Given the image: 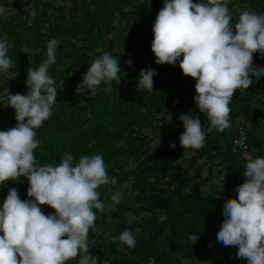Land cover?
Segmentation results:
<instances>
[{
  "label": "trees",
  "instance_id": "obj_1",
  "mask_svg": "<svg viewBox=\"0 0 264 264\" xmlns=\"http://www.w3.org/2000/svg\"><path fill=\"white\" fill-rule=\"evenodd\" d=\"M5 4L9 11L0 15V39L7 37L13 62L7 73L0 72V78L6 79L0 84L5 103L7 89L11 94L26 93L27 70L38 68L47 59L51 39L59 41L55 63L49 67L57 102L52 105V116L35 129L40 141L33 150L37 161L59 164L67 153L78 162L82 155L101 154L107 174L117 180L116 185L97 189L108 205L113 192L126 182L129 185L114 208L106 207L102 213L94 210L97 219L88 234L89 252L98 262L107 260L108 264H150L152 258L154 264H193L195 258L213 250L209 237L223 218L224 200L236 198L235 188L244 180L246 163L229 148L231 126L208 132L199 150L180 146L179 134L184 131L178 119L181 112L198 114L205 129L210 122L195 106L196 80L182 73L179 60L175 66L155 63L152 25L163 0H71L67 4L26 0L24 5L0 0V6ZM228 8L234 23L243 10L264 12V0H228ZM121 26L131 46L132 67L124 63L128 60L125 53L113 52V33ZM104 52L120 58L121 82L114 80L110 91L94 96L78 94L75 89L82 74ZM254 63L264 67V54L254 53ZM149 67L158 73L153 78L154 89H138L140 70ZM253 100L259 107L250 113L247 108ZM229 106L230 125L244 116L249 121L248 141L264 154L259 119L264 77L254 79L248 89H237ZM16 123L15 110L0 106V130ZM144 129L156 130L157 139L151 142ZM171 143H175L174 149L169 147ZM13 182L22 200L31 199L26 194V178ZM6 195L0 196V207ZM40 207L46 215L55 212L49 205ZM125 229L135 235L134 248L113 239ZM194 233L199 238L192 244L189 236ZM78 260L66 264H78Z\"/></svg>",
  "mask_w": 264,
  "mask_h": 264
},
{
  "label": "clouds",
  "instance_id": "obj_2",
  "mask_svg": "<svg viewBox=\"0 0 264 264\" xmlns=\"http://www.w3.org/2000/svg\"><path fill=\"white\" fill-rule=\"evenodd\" d=\"M8 11L0 6V15ZM152 33L155 63L175 66L179 60L182 73L196 80L195 106L210 125L205 129L198 114L181 112L178 119L184 131L179 143L184 150H199L208 132L231 126L229 105L234 92L248 89L254 79L264 77V67L254 63V53L264 54V12L243 10L233 23L228 0H163ZM58 44L57 39H51L47 59L38 68L27 70L26 93L11 94L7 89V102L3 103L15 110L17 123L0 130V187L24 177L31 199L22 200L14 187L7 191L0 207V264H66L77 257L78 264H108L107 260L98 262L89 252V230L95 226L96 211L114 208L122 199L123 188L129 187L126 182L113 192L108 205L97 189L116 185L117 180L107 174L101 154L82 155L74 162L73 156L65 153L59 164L43 165L34 156L33 150L40 145L35 129L52 116V105L57 102L49 67L55 63ZM10 47L7 37L0 39V72L13 67ZM124 63L132 67L130 58ZM120 72V58L104 52L90 63L75 91L88 96L110 91L114 80L121 82ZM157 74L154 68H142L137 88L153 91ZM101 83L106 87L102 89ZM243 177L235 188L236 198L223 204V222L216 238L224 247L237 248V259L264 264V157H247ZM45 204L55 212L44 214L40 205ZM198 238L197 233L189 236L192 244ZM113 239L128 248L136 246L135 235L127 229Z\"/></svg>",
  "mask_w": 264,
  "mask_h": 264
},
{
  "label": "rangeland",
  "instance_id": "obj_3",
  "mask_svg": "<svg viewBox=\"0 0 264 264\" xmlns=\"http://www.w3.org/2000/svg\"><path fill=\"white\" fill-rule=\"evenodd\" d=\"M25 1L26 0H14V2L18 5H24ZM70 1L71 0H54V3L55 4H61V3L67 4V3H70ZM2 6H4L7 9L9 8V5H6V4ZM14 9L15 8H13L12 10ZM30 12L31 14L34 12L33 8L30 10ZM113 37L115 41L113 52L116 55L123 52L128 57V59L130 58L132 60L133 54L131 51V46L129 44V41L127 40V37H126L125 29L122 26L117 28L113 33ZM137 62H138V59H135L134 63H137ZM22 78H25V76H22L21 79ZM5 81H6L5 78H0V84H2ZM3 103H5V99L3 98V95L0 92V106H3ZM258 107H259V102L257 100H253V103L249 105V112L252 113L253 111L257 110ZM240 119L244 122L245 126L247 127L249 124V121L245 119L244 116L240 117ZM259 119L263 123L262 127L260 128V133L264 135V106L260 107ZM144 131L148 133L151 142L157 139L156 130L149 131L148 129H144ZM13 187H14L13 181L10 180V181L4 182V186L0 187V196L7 194L8 189L13 188ZM18 194H20L19 190H18ZM214 229L216 232L219 231V229L217 228H214ZM209 242L213 250L209 251L205 255H201L195 258L193 260V264H237L240 261V259L236 258L237 248L222 246L221 243L217 240L216 235H214V237L210 236Z\"/></svg>",
  "mask_w": 264,
  "mask_h": 264
},
{
  "label": "built area",
  "instance_id": "obj_4",
  "mask_svg": "<svg viewBox=\"0 0 264 264\" xmlns=\"http://www.w3.org/2000/svg\"><path fill=\"white\" fill-rule=\"evenodd\" d=\"M228 145L234 154L240 159L241 162L247 163V157H264L257 147L251 144L247 139L246 126L244 122L238 118L230 127V132L228 136ZM222 220L219 222V226L222 224ZM150 263V262H149ZM238 264H247L246 260H241Z\"/></svg>",
  "mask_w": 264,
  "mask_h": 264
},
{
  "label": "crops",
  "instance_id": "obj_5",
  "mask_svg": "<svg viewBox=\"0 0 264 264\" xmlns=\"http://www.w3.org/2000/svg\"><path fill=\"white\" fill-rule=\"evenodd\" d=\"M247 111H249V107L247 108ZM254 112V111H253ZM219 225H217V227H215V228H217V229H219ZM216 231H215V229H214V231H213V233L211 234V237H214V235H216ZM209 239H210V237H209ZM238 264V263H237Z\"/></svg>",
  "mask_w": 264,
  "mask_h": 264
}]
</instances>
